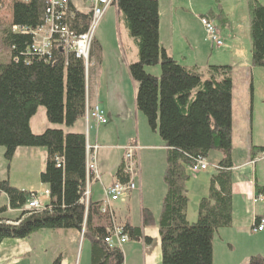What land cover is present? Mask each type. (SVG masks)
Segmentation results:
<instances>
[{
  "label": "trees",
  "instance_id": "1",
  "mask_svg": "<svg viewBox=\"0 0 264 264\" xmlns=\"http://www.w3.org/2000/svg\"><path fill=\"white\" fill-rule=\"evenodd\" d=\"M131 38L138 47V60L129 65L136 84V108L147 118L167 148L164 172L166 194L159 216L161 264H213V237L233 222V67L210 65L202 73L189 68L167 53L160 43L158 0H116ZM251 64L264 67V4L249 0ZM46 0H15L10 23L0 26V43L6 55L0 57V147L10 164L20 147L44 148L47 159L40 181L47 186L48 202L41 209H26L33 194L0 179V196L8 203L0 206V244L5 239H24L40 230H84L91 240V264H123L122 248L105 242L107 227L94 226L93 217L103 215L101 203L86 208L82 198L87 180V138L74 130L86 114V65L83 59L67 54L54 43L50 55H40L31 46L33 36L14 32L15 26L36 29L45 22ZM70 8L74 9L73 5ZM212 14V13H211ZM217 20L222 13L212 15ZM208 17V16H207ZM79 33L87 30L90 15L75 11L68 20ZM102 47L95 40L91 57H99ZM160 64V75L147 67ZM152 73V74H151ZM44 107L50 124L34 133L31 119ZM217 150L221 157L211 175L208 194L199 200L198 217L187 218L189 197L186 184L192 167ZM264 155V146H252L250 158ZM118 181L127 183L124 159L117 171ZM255 197L263 200L264 184L255 183ZM20 210L8 219L9 210ZM145 222L151 215L145 210ZM104 216V215H103ZM108 218V217H107ZM109 219V218H108ZM123 233L137 238L142 228L126 224ZM52 264H62L56 258ZM247 264H264L253 255Z\"/></svg>",
  "mask_w": 264,
  "mask_h": 264
},
{
  "label": "crops",
  "instance_id": "2",
  "mask_svg": "<svg viewBox=\"0 0 264 264\" xmlns=\"http://www.w3.org/2000/svg\"><path fill=\"white\" fill-rule=\"evenodd\" d=\"M259 1L264 4V0ZM82 2L83 0H73L78 10L87 13L88 11L85 12L79 7ZM158 2L162 47L179 63L189 68H196L202 73L206 72L210 65L215 64L207 62L205 66H200L201 63H205L202 59L207 54V50H214L207 42L206 33L200 25L201 16H208L214 21L222 39L224 35L236 40V35L231 33L236 27L233 26L229 10L237 6L234 12L237 13L240 10L241 18L245 20V30H249L250 33L249 0H158ZM214 2L219 4L217 9L212 6ZM228 2L231 4V9L226 6ZM218 13H222V16L217 20L212 15ZM134 44L136 45L135 41ZM91 59L93 63L88 66L86 72L87 105L99 104L105 112L107 123L97 124L93 121L87 123L84 118L74 128L86 135L88 145L99 146L96 166L100 180L91 184L90 203L99 204L104 200L105 189L118 180L117 171L123 163L126 147L132 143L136 144L139 147L137 151L139 173L135 177L137 189L123 195L113 203L117 224L121 226L130 224L142 228L141 236L131 238L121 247L124 254L123 264H161V237L158 222L167 190L164 182L167 148L158 130L151 129L147 118L136 108V84L129 74V65L137 58L131 63H104L103 56L99 52L98 58L93 56ZM252 70L251 103L256 90V69L252 68ZM260 92L262 98L264 89L261 86ZM245 101L243 115L244 122L248 124V96L245 97ZM251 113L253 115L252 105ZM35 116L31 119V128ZM46 129L34 131L32 128V131L38 134ZM254 145L264 146V144L251 142V146L244 149L243 160L239 161L238 158L235 161L232 156L235 178L232 188L233 222L230 227L221 228L214 234L213 264L216 247L228 257L235 250L237 251L235 246L239 243L238 239L250 236L249 232L264 237V231H255L256 219L262 213L263 205L253 203L256 195L255 183L264 184V170L262 174L259 173L260 163L264 164V155L252 160L250 149ZM4 152V149H0V156L3 159ZM46 159L47 152L44 148L20 147L16 150L11 163L16 160L24 161V169L38 165L41 173L45 168ZM1 165L3 166L2 163ZM211 175L194 177L186 184L189 197L187 218L190 222L195 221L196 215L198 217V212L190 207L192 190L198 193L199 200L206 196ZM19 187L28 191V186ZM7 203L8 199L5 204ZM145 210L151 213L147 217V223L144 221ZM19 211L9 210L6 217L15 219ZM109 223L106 216L93 217V224L96 227H107ZM58 257L61 258L62 264H91V240L82 235L81 231L61 229L40 230L28 238H9L0 244V264H52ZM247 259L244 256L241 260L242 264H247Z\"/></svg>",
  "mask_w": 264,
  "mask_h": 264
},
{
  "label": "rangeland",
  "instance_id": "3",
  "mask_svg": "<svg viewBox=\"0 0 264 264\" xmlns=\"http://www.w3.org/2000/svg\"><path fill=\"white\" fill-rule=\"evenodd\" d=\"M218 2L212 3L214 8H218ZM227 8L231 9L230 2L226 4ZM79 7L85 12L88 11L86 3H81ZM241 6L239 5V8ZM235 9L229 10L232 15L233 26L236 27L231 33L236 35L235 38L230 36L225 37L223 35L224 45L214 50H207V54L203 57L200 66H205L207 62L215 65H232L233 66V78L235 82L234 88V101H233V151L232 156L236 161L243 160L244 149L251 146V142L254 144H264V95L260 92V86L264 89V67H254L251 64V42L249 30H245V20L241 18L242 14L240 10L235 13ZM205 14V13H204ZM9 9L0 10V26L10 23ZM200 25L201 22H200ZM203 27V26H202ZM204 29V27H203ZM205 32V29H204ZM96 40L102 45L101 55L103 56L104 63H131L133 60H138V48L134 44L133 39L129 36L125 27L124 21L117 11L116 6L112 5L103 16L98 24L96 34ZM124 47V48H123ZM125 49V50H124ZM6 52L3 50L0 43V57ZM92 58V57H91ZM92 62V59H91ZM135 62V61H134ZM93 63V62H92ZM91 63H89L90 65ZM253 69L255 70V95L251 103V75H253ZM148 71L155 75H160V64L147 67ZM151 73V74H152ZM248 78V79H247ZM248 96V112L249 123L244 122V107L246 104L245 97ZM251 105L253 109V115L251 113ZM48 126V127H47ZM58 125L50 124L46 117V111L44 107H40L33 122L32 128L34 131L43 130L45 128H58ZM0 149H4L0 147ZM125 155V154H124ZM221 153L217 150L210 152L209 157L205 159L208 165L207 171H200L192 173L189 180L194 179L197 176L209 175L215 172L216 162L219 160ZM262 156V155H261ZM260 157V156H259ZM3 164V166L1 165ZM34 166V165H33ZM31 166L24 169V161L16 160L13 163H9L6 159L0 156V179H8L13 186L20 188L19 186H28V191H36L38 196L41 197L43 204L48 202V198L43 197L46 193V185L40 181V167ZM264 170V164L260 163L259 173L262 174ZM202 172V173H201ZM204 172V173H203ZM188 180V181H189ZM24 190V189H23ZM192 190L190 196V207L195 212H198L199 195ZM7 202V196L3 193L0 196V205ZM197 219L194 217V220ZM248 232V231H247ZM250 236L238 239L236 249L233 254L228 257L224 252L216 247L214 264H242L241 260L245 256L248 259L260 254L264 257V237L257 236L250 233ZM247 259V260H248ZM247 262V261H245Z\"/></svg>",
  "mask_w": 264,
  "mask_h": 264
},
{
  "label": "built area",
  "instance_id": "4",
  "mask_svg": "<svg viewBox=\"0 0 264 264\" xmlns=\"http://www.w3.org/2000/svg\"><path fill=\"white\" fill-rule=\"evenodd\" d=\"M15 0H0V10L9 9V17L11 18V8ZM21 2H28L29 0H18ZM116 0H83L88 6V12L90 15V22L87 30L83 33H79L76 29L70 27L68 20L73 19L75 11L78 10L73 0H46V17L45 22L36 29L29 27L15 26L14 32H20L24 34H31L33 36V43L31 48L40 55H50L54 43H59L66 53L74 54L76 57L83 59L86 70L91 62V51L93 42L95 40V34L99 22L106 14L107 10L114 4ZM73 5L75 10L70 8ZM81 12V11H80ZM200 22L205 29L206 40L212 45L213 48H219L224 45L222 36L218 29V26L207 16H201ZM85 119L87 123L96 122L97 124L107 123V118L104 110L99 104L92 106H86ZM98 145H87L86 161H87V180L84 196L82 201L86 208L90 204L91 184L94 181L100 180V175L97 170V150ZM139 147L136 144H130L125 149L124 165L125 171L131 176V180L127 183L115 181L113 185L105 189V198L101 202V213L109 218V225L107 226V236L104 238L105 242L111 248H121L127 243L130 238L127 234L123 233V226L117 224L115 218V210L113 203L118 201L123 195L131 193L137 189L135 181L136 175L139 173V165L137 160V151ZM208 168L205 160H199L198 163L192 167L194 173L204 171ZM49 192L43 195L48 198ZM261 197H254L253 203L258 204L262 202ZM45 206L41 197L38 194L30 196L26 209H41ZM257 221V220H256ZM83 228L82 235H84ZM255 231H264V217L261 218L255 228Z\"/></svg>",
  "mask_w": 264,
  "mask_h": 264
}]
</instances>
